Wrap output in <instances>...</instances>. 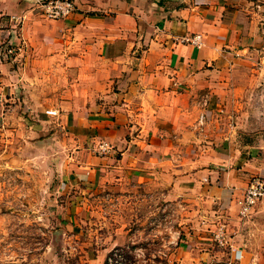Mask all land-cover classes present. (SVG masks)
Wrapping results in <instances>:
<instances>
[{
  "label": "crops",
  "instance_id": "0c3cea01",
  "mask_svg": "<svg viewBox=\"0 0 264 264\" xmlns=\"http://www.w3.org/2000/svg\"><path fill=\"white\" fill-rule=\"evenodd\" d=\"M72 1V15L49 20L37 0H0V120L28 116L39 134L56 120L65 130L76 153L60 195L106 183L152 189L184 211L186 228L197 225L183 246L212 233L218 243L224 225L216 255L264 264V198L239 215L250 179L264 177V138H249L264 129V9L249 0ZM193 35L200 47L183 42ZM102 141L113 146L104 155Z\"/></svg>",
  "mask_w": 264,
  "mask_h": 264
},
{
  "label": "rangeland",
  "instance_id": "374dc122",
  "mask_svg": "<svg viewBox=\"0 0 264 264\" xmlns=\"http://www.w3.org/2000/svg\"><path fill=\"white\" fill-rule=\"evenodd\" d=\"M249 1L264 9V0ZM22 119L26 126L0 120V264H229L216 255L226 244L219 246L215 233L212 242L183 246L197 225L187 229L184 211L152 189L106 183L97 193L60 195L76 146L56 120L39 134L28 128L34 119ZM249 134L262 140L264 129ZM206 252L211 257L198 261Z\"/></svg>",
  "mask_w": 264,
  "mask_h": 264
},
{
  "label": "built area",
  "instance_id": "2783aa9c",
  "mask_svg": "<svg viewBox=\"0 0 264 264\" xmlns=\"http://www.w3.org/2000/svg\"><path fill=\"white\" fill-rule=\"evenodd\" d=\"M37 5L39 6L41 15L49 20H61L68 18L72 15L75 10V4L72 0H37ZM17 24V20H13ZM183 42L190 45L200 47L202 45V36L193 35L192 37L183 38ZM8 53L10 55L15 54L14 49H9ZM4 100L0 95V104H3ZM47 114L54 115V111H48ZM205 123V115L200 116L198 120L199 126H203ZM110 144L102 141L98 145L96 152L100 155L107 154L112 150ZM264 198V177L254 176L250 179L248 186L243 194L242 199L239 201V215L242 219H247L251 215L253 209L257 204ZM225 226L220 225L219 232L216 236V241L220 245H223L225 241Z\"/></svg>",
  "mask_w": 264,
  "mask_h": 264
}]
</instances>
